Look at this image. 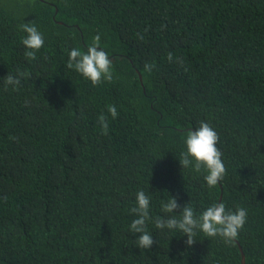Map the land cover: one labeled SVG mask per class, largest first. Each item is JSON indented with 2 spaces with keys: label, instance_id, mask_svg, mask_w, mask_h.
<instances>
[{
  "label": "trees",
  "instance_id": "1",
  "mask_svg": "<svg viewBox=\"0 0 264 264\" xmlns=\"http://www.w3.org/2000/svg\"><path fill=\"white\" fill-rule=\"evenodd\" d=\"M23 22L44 37L33 61ZM97 35L113 79L93 87L66 64ZM17 70L31 75L5 90ZM200 121L226 167L213 188L179 161ZM140 190L155 241L145 250L129 231ZM220 194L248 213L233 244L197 232L188 246L155 228L170 196L179 217ZM240 248L245 264H264V0H0V264H242Z\"/></svg>",
  "mask_w": 264,
  "mask_h": 264
},
{
  "label": "clouds",
  "instance_id": "2",
  "mask_svg": "<svg viewBox=\"0 0 264 264\" xmlns=\"http://www.w3.org/2000/svg\"><path fill=\"white\" fill-rule=\"evenodd\" d=\"M20 29L26 33L22 38V44L26 51L24 56L33 61L37 59V53L44 46L43 34L38 30L34 22H23L19 25ZM138 37L142 40L143 36L139 33ZM95 43L90 46L86 52L73 48L69 53V59L66 67L75 70L84 80L90 81L93 87L113 79V60L108 54L99 48L100 36L97 35ZM171 63L173 53L167 54ZM177 63L184 65L183 58L178 57ZM156 67L155 63H145L144 70L151 72ZM186 70V69H185ZM31 73L17 70L16 75L9 73L4 77L3 83L5 90L9 86L13 90H19L21 80L30 77ZM108 112L113 119L117 118L119 113L115 105H108ZM98 123L104 135L108 134L109 123L107 117L101 114L98 117ZM219 135L213 127L200 121L195 130H190L185 138L186 150L180 153L179 161L182 168L191 167L195 172L202 170L206 173L204 180L209 188H213L223 181L226 175V167L222 161V152L217 147ZM151 197L143 190L136 194L135 206L131 207L129 212L136 218L132 220L129 231L133 234L140 233L136 240V245L141 250L150 249L154 244L152 233L148 231L147 224L152 221L150 215ZM181 208L176 197L170 196L167 201H161L162 216H158L153 222L156 229L175 230L181 234L187 235L186 245L192 246L197 232H202L205 237L215 238L219 236L226 245L234 243L240 231L244 228L248 213L243 207H237L235 211L226 210L224 203H214L202 213L197 215L191 206L186 204L182 207L179 217L176 210Z\"/></svg>",
  "mask_w": 264,
  "mask_h": 264
},
{
  "label": "water",
  "instance_id": "3",
  "mask_svg": "<svg viewBox=\"0 0 264 264\" xmlns=\"http://www.w3.org/2000/svg\"><path fill=\"white\" fill-rule=\"evenodd\" d=\"M138 74H139V79H140V81L142 82V77H141V74L138 72ZM221 197H222V194H220V196H219V200H218V203H220V201H221ZM217 203V204H218ZM241 249V248H240ZM241 263L242 264H245V256H244V253H243V251H242V249H241Z\"/></svg>",
  "mask_w": 264,
  "mask_h": 264
}]
</instances>
